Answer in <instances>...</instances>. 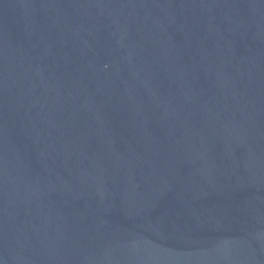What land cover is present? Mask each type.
<instances>
[{
	"label": "water",
	"instance_id": "water-1",
	"mask_svg": "<svg viewBox=\"0 0 264 264\" xmlns=\"http://www.w3.org/2000/svg\"><path fill=\"white\" fill-rule=\"evenodd\" d=\"M0 264H264V0H0Z\"/></svg>",
	"mask_w": 264,
	"mask_h": 264
}]
</instances>
